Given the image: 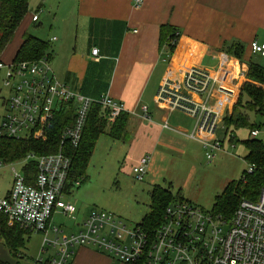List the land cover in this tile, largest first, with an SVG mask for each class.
I'll return each mask as SVG.
<instances>
[{"label": "built area", "instance_id": "obj_1", "mask_svg": "<svg viewBox=\"0 0 264 264\" xmlns=\"http://www.w3.org/2000/svg\"><path fill=\"white\" fill-rule=\"evenodd\" d=\"M143 1L132 0V5L140 7ZM37 20L38 13L32 14L31 21ZM248 46L251 55L264 57V43L254 39ZM90 51L98 57L96 47ZM227 63V58L222 59L214 72L195 66L180 70L176 76L169 70L156 91L158 103L194 119L189 137L202 143L209 161L216 150H222L223 139L232 141L236 137L232 131L228 133L223 122L230 112L231 95L224 86L228 79L235 84L245 78L246 69L240 67L230 73ZM3 69L2 83L8 95L3 102L0 136L44 141L58 113L65 114L72 108L74 116L63 126L55 151L28 153L13 161L24 159L26 163L19 170L10 167L11 182L0 198V212L9 225L43 233L41 252L55 249L52 257L38 256L35 264H67L74 248L81 245L97 248L126 264H264V184L254 197L241 198L230 218L183 198L171 201L154 225H144L141 220L129 225L112 212L96 209L86 215L77 233L64 235L53 228L61 235L48 239L46 230L55 210L76 219V206L64 200L80 182L79 178L68 185L72 167L68 151L81 142L91 107L98 105L108 123L126 107L107 94L94 99L72 91L57 80L47 55L15 62L1 59L0 72ZM142 109L146 114V107ZM218 130L223 132V139L216 135ZM257 134L258 130L249 132L251 137ZM33 162L34 175L24 169ZM148 162L149 156L143 155L131 168L136 180L143 178ZM255 169L251 163L246 171Z\"/></svg>", "mask_w": 264, "mask_h": 264}, {"label": "crops", "instance_id": "obj_2", "mask_svg": "<svg viewBox=\"0 0 264 264\" xmlns=\"http://www.w3.org/2000/svg\"><path fill=\"white\" fill-rule=\"evenodd\" d=\"M55 7L52 36L47 42L50 66L57 80L74 92L94 99L107 94L124 102V112L128 114L125 136L114 140L129 142L123 157L125 166L132 171L139 158L148 155L147 169L151 172L158 159L164 161L169 157L171 160L161 175L163 180L179 170L193 169L189 142L183 138L195 141L193 149L203 148L199 140L189 137L194 119L158 103L156 91L169 70L176 76L180 70L195 66L214 72L226 58L230 73L240 67L247 69L248 60L255 61L256 56L251 55L249 42L257 39L264 43V0H144L140 7L132 5V0H60ZM31 16L29 8L19 25V35L28 29ZM164 24L176 31L172 51L166 44L159 45V28ZM239 42L244 46L240 58L226 52L225 45ZM19 43L11 53L3 52L2 60L11 61ZM92 47L99 51L97 58L90 51ZM245 80L240 78L235 84L226 80L224 87L231 93L229 111L240 98ZM142 107H146V114ZM180 115L192 123L187 126ZM108 125L101 134H108ZM168 151L178 156L166 155ZM157 182L148 173L150 189L159 184L171 190L170 181L167 185ZM177 193L184 198L180 190ZM58 213L61 211L55 210L50 216L47 238L51 232L55 234L53 238L63 233L62 224L54 220ZM75 217L77 220L78 216ZM85 217L66 234L77 233ZM73 251L67 264H126L97 248L81 245Z\"/></svg>", "mask_w": 264, "mask_h": 264}, {"label": "rangeland", "instance_id": "obj_3", "mask_svg": "<svg viewBox=\"0 0 264 264\" xmlns=\"http://www.w3.org/2000/svg\"><path fill=\"white\" fill-rule=\"evenodd\" d=\"M58 1L60 0H29L28 8H30L32 14L38 13L40 20L31 22L25 32L49 42V37L52 36L53 10L56 8ZM38 6L40 7L38 8ZM21 39V35L18 34L17 30L12 42L6 47L4 53H11L12 48ZM254 60L264 66V57L256 55ZM4 76L5 70L3 69L0 72V121L3 115L4 98L8 95L7 89L2 83ZM246 100L247 95L243 93L241 95L243 105ZM245 112L249 123L253 125L251 130H258L257 139H261L264 143V122L261 116L250 109H245ZM180 116L187 126L192 123V120L188 117ZM231 131L236 136L232 141L224 140L222 131L218 130L216 132V135L223 139L222 150H216L213 159L210 161L206 159L203 148L193 149L192 143L195 141L183 138L189 142L188 147L187 145L186 147L192 153L193 169L185 168L183 171L179 170L172 177H165L164 180L161 175H163L169 160H171L169 157L168 160L164 161L158 159L151 172L146 168L147 171L143 178L136 180L132 171L125 166L126 161L123 160L129 142L114 140L108 134H100L96 140L92 158L85 169L86 180L79 187H74L64 197V200L72 202L76 206L78 219L75 220L68 215L58 213L54 216L56 224L61 223L63 233H69L68 231L74 230L77 227V223L86 214L96 209L112 212L124 219L129 225L139 223L149 210V190L151 185L147 183L148 173L150 178L158 179L157 183L167 185L170 181L173 196L180 190L184 198L191 199L195 204L205 209H211L215 194L219 193L229 180L239 178L244 169L248 168V164L243 159L247 150L241 141L249 137L250 129L229 127L228 133ZM165 154L178 156V153L170 151ZM1 163L0 198L5 196L11 182L10 167L13 166L19 170L26 163V160L21 159L12 163L1 161ZM157 169H159V172H157ZM27 233L25 235V246L19 251L20 256H13L0 239V262L2 264H35L34 261L38 256L45 258L54 255L55 249L52 247L46 252H41L40 244L44 236L43 233ZM53 237H55V234L53 232L49 233L48 238L51 240Z\"/></svg>", "mask_w": 264, "mask_h": 264}, {"label": "trees", "instance_id": "obj_4", "mask_svg": "<svg viewBox=\"0 0 264 264\" xmlns=\"http://www.w3.org/2000/svg\"><path fill=\"white\" fill-rule=\"evenodd\" d=\"M29 0H0V60L6 47L12 42L15 32L18 30L21 21L28 13ZM31 21V18H30ZM32 22V21H31ZM175 29L164 24L159 28V45H167L170 51L174 48L176 40ZM21 42L15 49V55L12 61L38 59L47 55L50 58L47 41L38 38L31 33H22ZM226 47V48H225ZM227 53L240 58L244 50L241 42L225 45ZM245 72L246 80L241 84L240 98L233 105L232 110L223 119L226 127L240 129L242 127L251 128L245 109H250L259 114L264 122V66L258 61L248 60ZM245 93L247 100L244 105L241 102V95ZM243 107H242V106ZM98 105L91 107V112L85 123V127L77 148L70 149L69 155L72 157L71 175L69 176L70 185L73 181L80 178L79 185L86 180V167L91 158L96 139L106 131L107 121L102 117ZM72 108L66 113H58L52 122V128L49 127L47 139L42 141L38 139H15L7 136H0V161L13 162L28 153L48 154L57 149L59 144L58 137L63 126L73 121ZM128 114L122 112L112 122H109L107 130L109 136L113 139H123L125 136L126 121ZM247 153L244 160L247 164L253 163L256 169L248 173L246 169L239 178L232 179L217 194L211 206L213 212L221 215L224 219L230 218L233 209L238 201L245 197H254L259 188L264 184V143L257 137H248L243 139ZM25 171L34 175L36 167L34 162L24 168ZM79 185L77 187H79ZM149 210L142 217V224L150 226L161 220L163 210L171 201L183 198L177 193L173 196L170 188L155 184L149 190ZM28 234L23 228L16 225H9L6 216L0 212V239L3 241L13 256H20V250L25 246V235ZM0 264H2L0 262Z\"/></svg>", "mask_w": 264, "mask_h": 264}]
</instances>
